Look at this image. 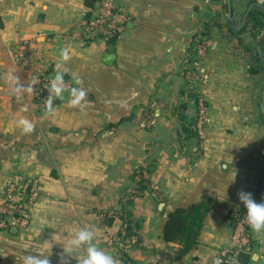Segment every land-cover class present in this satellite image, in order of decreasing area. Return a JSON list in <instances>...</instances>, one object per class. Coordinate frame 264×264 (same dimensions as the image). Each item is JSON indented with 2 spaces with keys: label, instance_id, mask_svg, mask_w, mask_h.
Wrapping results in <instances>:
<instances>
[{
  "label": "crops",
  "instance_id": "1",
  "mask_svg": "<svg viewBox=\"0 0 264 264\" xmlns=\"http://www.w3.org/2000/svg\"><path fill=\"white\" fill-rule=\"evenodd\" d=\"M221 1L121 0L130 19L109 42L84 31L98 0L92 6L86 0H0V194L16 174L41 183L30 225L0 231V264H23L27 254L61 264L63 246L82 227L98 229L95 243L119 264H213L230 239L233 213L246 209L237 193L264 202V62L253 55L262 38L249 27L244 44L213 39L201 62L197 56L195 39L205 20L220 14ZM24 43L43 49L36 55L53 72L60 50L70 48L65 67L87 89L86 108L68 107V91L56 100L54 115L37 111L32 93L14 97L9 73L30 83L14 54ZM194 68L204 79L210 114L201 140L185 129L195 117ZM65 78L79 86L71 75ZM155 112L167 115L161 131L148 128ZM20 118L31 120L35 131L24 134L16 125ZM150 179L157 187L141 189ZM200 201L209 211L199 242L171 262L161 254L177 245L164 239L168 214ZM125 218L139 227L145 249L134 244L135 236L124 238ZM253 236L247 264H264V235ZM67 260L77 264L75 257Z\"/></svg>",
  "mask_w": 264,
  "mask_h": 264
},
{
  "label": "built area",
  "instance_id": "2",
  "mask_svg": "<svg viewBox=\"0 0 264 264\" xmlns=\"http://www.w3.org/2000/svg\"><path fill=\"white\" fill-rule=\"evenodd\" d=\"M130 16L121 0H98L91 10V15L84 20V31L87 35L95 33L107 40L118 38L126 27ZM43 53V49L30 47L29 43L15 50V58L25 63V71L28 73L29 82L33 78L37 80L34 86L33 101L39 112H45L44 100L49 95L48 85L54 76L50 65L44 58L36 54ZM66 85L71 88L72 83L65 78ZM56 101L54 102V104ZM54 106V105H53ZM201 129V125H200ZM198 133H204L197 127ZM41 196V183L37 178H26L23 175H14L0 194V231L10 230L13 227L27 228L32 221V214ZM247 209L233 213L232 233L227 244L221 247L214 260L220 264H237L240 262V254L249 251L254 241V232L249 227L245 215ZM198 264V262H195Z\"/></svg>",
  "mask_w": 264,
  "mask_h": 264
},
{
  "label": "clouds",
  "instance_id": "3",
  "mask_svg": "<svg viewBox=\"0 0 264 264\" xmlns=\"http://www.w3.org/2000/svg\"><path fill=\"white\" fill-rule=\"evenodd\" d=\"M259 3L264 4V0H259ZM70 48L64 47L60 50V58L54 67V76L50 79L46 88L49 95L44 100L45 115H54V102L59 99H64V92L68 91L70 98L68 100V107L80 108L83 110L88 105L87 89L83 87L82 80L65 64L71 60ZM65 75H71L76 87L69 88L65 82ZM7 82L11 87L12 94L17 99L25 94L34 92V86L37 80L33 78L30 83H22L19 75L9 73L7 75ZM21 111L26 109L21 108ZM24 134H31L35 131V124L27 119L20 118L16 121ZM239 201L247 209L245 215L246 221L251 230L259 235H264V202H257L252 193L240 190L238 193ZM98 229L95 227H82L70 234L67 240V245L63 246V252L60 253L61 264H68L67 257H75L77 264H119V261L109 252L98 247L95 243ZM60 235L55 232L52 236L53 241H58ZM23 264H51L48 256L40 254H27L23 257ZM213 264H220V261L214 260Z\"/></svg>",
  "mask_w": 264,
  "mask_h": 264
},
{
  "label": "trees",
  "instance_id": "4",
  "mask_svg": "<svg viewBox=\"0 0 264 264\" xmlns=\"http://www.w3.org/2000/svg\"><path fill=\"white\" fill-rule=\"evenodd\" d=\"M96 0H86V3L90 6L94 5ZM251 27L255 35L262 32L264 28V10L260 5L255 4L248 16V25ZM244 27L241 30H245ZM264 45V39L261 41ZM261 60V57H257ZM182 120L186 116L180 117ZM196 120L192 117L191 125L185 126V129L193 136H198V130L196 127ZM145 189L146 187H142ZM209 211V203L207 201H200L192 203L188 206H178L174 208L169 214L168 219L164 226V239L173 244H177L171 251L161 253L166 256L171 262L181 260L199 242V235L203 228L205 217ZM139 227L130 218H125V224L123 227L124 238L135 236L134 244L141 249L146 247L143 245L142 236L138 232ZM240 262L247 264L251 260V253L249 251L240 254Z\"/></svg>",
  "mask_w": 264,
  "mask_h": 264
},
{
  "label": "rangeland",
  "instance_id": "5",
  "mask_svg": "<svg viewBox=\"0 0 264 264\" xmlns=\"http://www.w3.org/2000/svg\"><path fill=\"white\" fill-rule=\"evenodd\" d=\"M233 5V20H230L227 13H228V5L226 0H222L220 4V14L218 16H214L213 18L209 17L208 20H205V26L204 30L199 33V35L196 37L195 40H197V47H198V53L197 56H199V61H202L203 56L206 54L207 51H209V47L211 45V42L213 39H219L222 38L225 41H241L243 43L244 40L249 39L250 33L248 32L249 26L248 23L244 27L245 30H236V27L239 26L242 22V19L244 17V14L249 8V1L248 0H232ZM230 24L233 25V27H230ZM213 26H219V31L215 32L213 31ZM264 33V28L260 34L257 35V39L262 38ZM244 44V43H243ZM261 49L264 51L263 47ZM253 55L255 57H258V48L254 50ZM191 80L194 84V90L193 93L196 97V110H195V120H196V127L201 130L204 135H201V133H198V138L201 140L206 137L207 135V129L210 123V114L209 109L207 106V101L202 93V86L204 83V79L201 77L200 73L196 71L194 68L191 70ZM151 114V113H149ZM165 113L162 112H155L154 114H151V120L148 124V128L151 130H162V123L163 121H167L165 117H163ZM177 114V113H176ZM179 114V113H178ZM167 116V115H164ZM163 117V119L161 118ZM201 125V129H200ZM147 128V127H146ZM159 155H157V162L154 164L156 166L159 164V157H162L163 152L159 151ZM152 165V164H151ZM157 173H158V167H157ZM154 174V173H152ZM149 177V174H148ZM152 177V175H151ZM154 178V177H153ZM152 178V179H153ZM149 179V178H147ZM150 179L148 181L143 182V187H149V189L154 190L157 185L154 184L153 180Z\"/></svg>",
  "mask_w": 264,
  "mask_h": 264
},
{
  "label": "water",
  "instance_id": "6",
  "mask_svg": "<svg viewBox=\"0 0 264 264\" xmlns=\"http://www.w3.org/2000/svg\"><path fill=\"white\" fill-rule=\"evenodd\" d=\"M226 1H227V5H228V13H227V15H228V17H229L230 20H233V5H232V0H226ZM255 4H259V3H252V4H250L248 10L244 14V17L242 19L241 24L236 27V30H239V29H241V28H243L245 26V24L247 23V17H248L250 11L252 10V8L254 7ZM263 39H264V35H263L261 41ZM261 47H262V44L259 43V45H258V52L261 55H263L264 54V51L261 49ZM114 51H115V45H113V44L109 45L108 51H107V53L105 55V62H107V63H111L112 62L113 56H114ZM262 109H263V112H264V93H263ZM160 206H162V204Z\"/></svg>",
  "mask_w": 264,
  "mask_h": 264
},
{
  "label": "flooded vegetation",
  "instance_id": "7",
  "mask_svg": "<svg viewBox=\"0 0 264 264\" xmlns=\"http://www.w3.org/2000/svg\"><path fill=\"white\" fill-rule=\"evenodd\" d=\"M249 16V15H248ZM247 23H248V17H247ZM246 25V24H245ZM230 27H233L232 24H230ZM262 44V43H261ZM258 56L261 57V60L264 62V54L261 55L259 52H258Z\"/></svg>",
  "mask_w": 264,
  "mask_h": 264
}]
</instances>
